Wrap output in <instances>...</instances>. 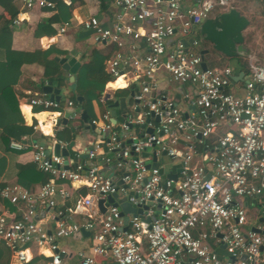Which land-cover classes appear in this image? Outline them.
Segmentation results:
<instances>
[{
	"label": "built area",
	"instance_id": "1",
	"mask_svg": "<svg viewBox=\"0 0 264 264\" xmlns=\"http://www.w3.org/2000/svg\"><path fill=\"white\" fill-rule=\"evenodd\" d=\"M192 1L184 6L183 0H104L115 9L108 27L93 16L80 22L93 44L112 48L104 62L109 82L120 79L123 88L133 85L136 92L121 123H111L109 108L88 120L99 139L81 153L85 159L76 152L73 159L67 156L66 168L62 156H46L29 134L10 140V150H31L35 168L50 179L34 192L17 185L0 187V199L18 211L15 218L0 214V242L9 252V264L29 261L31 246L46 258L45 264H66L72 256L77 264H264V220L259 221L264 204L253 227L258 232L241 230L245 201L257 203L264 192V60L248 63L242 95L230 92V67L202 68L200 42L192 37V29L213 6H227L230 0ZM20 2L13 25L30 9L55 6L54 0ZM162 72L190 88L182 93L184 112L157 91ZM98 101L103 105L104 96ZM28 104L51 111L53 125L61 120L80 124V112L70 101L57 110L58 102L39 93ZM149 147L179 161L175 181L163 177V163L146 167L142 152ZM81 188L84 195L76 192ZM111 194L141 212L120 215L118 205H105ZM100 200L103 213L97 207ZM80 230L89 233L84 237L87 251L73 252L60 244ZM220 246L224 258L216 255Z\"/></svg>",
	"mask_w": 264,
	"mask_h": 264
},
{
	"label": "crops",
	"instance_id": "2",
	"mask_svg": "<svg viewBox=\"0 0 264 264\" xmlns=\"http://www.w3.org/2000/svg\"><path fill=\"white\" fill-rule=\"evenodd\" d=\"M103 1L104 0H69L68 4L61 1L68 8L71 16L70 19L67 21L61 20V18L57 14V9L55 8V6L52 10H39L33 8L24 12L22 15H20V22L17 25L11 24L12 20H9V22L7 23L11 35V50L16 52H32L37 49L46 50L50 46H54L57 50L65 53L60 54L59 56H54V59H60L64 57L67 59L75 58L76 63H78V67L80 65L87 64V61L91 62V60L93 59L92 52L96 54V58L98 57L97 59L101 60L102 57H107L104 60L105 62L110 56L112 50L111 46L93 44L91 38L89 37V34L84 31L80 25L81 21L91 16L95 17L102 27H108L111 24L112 14L113 12H115V9L107 4H104ZM239 3L241 4L240 6L246 7L251 11L256 10L260 5L264 7L263 0H238V7ZM191 4H193L192 0H183L184 6ZM234 9L237 10V8L235 7ZM237 11L244 16V14L240 12V10ZM2 14V9H0V15ZM3 16L6 18L5 14H3ZM64 23L67 24L64 32L58 33V29ZM39 24L43 26H41L40 30L36 32V26ZM198 27L199 26L192 29V37L198 38L200 42L202 38L199 35ZM246 39L247 38L244 36L243 31V46L246 48V52L242 55L237 56L235 59H233V61L232 59L225 58L217 52L208 51L211 50L210 44L208 42V44L203 47L201 46V42L199 43L200 52L206 51L204 52V54H202V61L205 66H228L232 70L233 75L242 73L243 76L241 80H233L229 87L230 92L238 96L243 94V86L245 79L250 75V66L248 65L250 60L256 61V65L258 63L261 64V62L264 60V53L258 55L257 53H255V51H251L246 45ZM216 62L222 63L218 65L216 64ZM17 71H19V74L15 84L11 86L12 96L10 95V101L12 102L13 100L16 103L15 108L22 117V122L18 123L17 121L12 124H7L6 113L0 105V132L3 133L8 139H17L23 134H29L33 142H36L40 146L43 145L44 151L46 149H49L52 144L57 143L58 139H60L63 142H66L67 144L69 142H72L70 151L72 153L76 152V154L80 155L84 152L87 147H89L90 143L92 144L99 139V136L92 130L88 131L87 133L83 132L84 128L81 126V120L80 124L77 122L62 124L61 120V123L56 126V124L53 125L55 115L52 114L51 111L42 110L37 113H32V106L28 104V99L31 98L34 94L42 93L38 86L48 81H43L42 68L40 65L35 63L24 64L20 68H18ZM61 72L62 76L65 78L64 86L57 87L52 81L51 82L52 86L59 90L60 98H65L70 90V85L73 82L74 74H70L69 72H64L62 70ZM157 78V91L159 93L164 94L168 98L174 100L179 106V108L184 112L182 93L189 92L190 88L169 81V79L163 72L159 73L157 75ZM1 84L2 76L0 75V86ZM123 86L124 84L120 79H118L114 83L107 82L104 85V90L101 96H104L105 100H108L106 99V95H109V99H112V93H110V91L114 89V91L125 89L123 88ZM61 92H64L63 95L61 94ZM124 98L125 104L128 99L130 103L129 94ZM101 105L102 104H100L99 101L98 103H92L93 118H97L101 113L105 111L104 109L103 111L101 110ZM115 111L116 116L119 117L120 112L118 111V109H116ZM32 126H36L37 130L30 131V128ZM64 126L72 128V136H69L70 133L67 131V129L64 131ZM225 129L226 128L223 127V130ZM214 140L215 139L213 136L210 137L209 143H213ZM4 144L5 143L0 138V187L2 185H17L26 190V187H33L32 192L36 191L38 187L42 185L39 181L40 174L42 176L45 174L39 172L35 168V165L32 163V151L27 150L19 152L14 150H8L6 149V147H4ZM155 150L156 148L149 147L142 152V155L148 156L147 158L144 157L145 161L151 158V155L155 153ZM106 155L112 161L116 159V156L113 153H108ZM70 159L73 158L71 157ZM193 159L197 164H201L199 156H195ZM157 161L158 163L163 164L169 163V168L167 170L163 168L165 173L174 172V170H176L179 166L178 160L171 161L166 158H163L159 162V155H157ZM210 173H212V171H210ZM254 202L251 200L245 201L244 207L248 208L250 205H255L258 207V209L261 210V204H264V192L260 200H257V203ZM58 207H60V205H58ZM0 214L5 215L6 217L15 218L18 215V211L16 207L11 205L7 201L0 199ZM253 227L254 226L250 227V229H253ZM88 243V239L84 237H80L79 239H74L71 237L69 239H64L60 241V244L62 246L67 247L70 251L73 252L78 250L87 251ZM217 249L219 251H223V249L221 248ZM0 251H2V253L4 254H7V251L1 245ZM36 251L37 248L34 247L33 253H30V259L33 255H37ZM216 255L219 258H224L226 256L224 251L218 252L216 253ZM41 257L43 258L41 264H45L46 258L44 256ZM9 261L10 255L8 254L7 262H4L2 264H9ZM67 262L66 264H77V259L72 256Z\"/></svg>",
	"mask_w": 264,
	"mask_h": 264
},
{
	"label": "trees",
	"instance_id": "3",
	"mask_svg": "<svg viewBox=\"0 0 264 264\" xmlns=\"http://www.w3.org/2000/svg\"><path fill=\"white\" fill-rule=\"evenodd\" d=\"M54 2L55 8L57 9V14L61 18V20H69L71 16L68 8L60 0H54ZM0 9H2L3 14L6 15V18L3 16V14L0 15V75L2 76V84L0 86V105L6 113L7 124H12L17 121L18 123H21L22 117L15 108L16 103L13 100L12 102L10 101V95L12 96L11 86L15 84L18 78V68H20L24 64H38L42 68L43 81H52L57 87H61L64 86L65 78L62 76L60 65L53 57L65 53L57 50L54 46H50L46 50L37 49L32 52H16L11 50V35L7 23L9 22V20H13L16 14L20 11L21 2L20 0H0ZM41 26L43 25L39 24L36 26V32L40 30ZM206 44L208 43L206 42ZM210 49L211 50L208 51L215 52L214 50H212L211 45ZM92 54L93 59L91 60V62L87 61V64L80 65L77 68L73 75L74 79L70 85L68 94L65 98H60V101L57 104V110H62L65 102L70 101L77 111H83L85 113L87 120L93 119L92 103H98V100L104 90V85L107 82L111 81L110 77L105 72L103 65V62L107 57L104 56L100 60L97 59L98 57L96 58V54L94 52H92ZM129 92V88L120 89L113 92L112 99L105 100L104 104L101 105V110L103 111V109L105 110L106 108H108L115 99L128 96ZM76 97H79V100L76 99ZM31 111L32 113H37L42 111V109L40 106H33L31 107ZM67 126H64V131L67 129V131L70 133L69 136H72L73 130L72 128ZM0 138L5 143L4 147L10 150L8 148L10 139H8L1 132ZM59 140L60 139H58V141ZM60 141L63 142L62 140ZM68 156L70 158H73V153L69 151ZM49 179L50 177L48 175L45 174L42 176L40 174V184H44ZM26 188L29 192L33 191V187ZM76 192H78V194L80 195H84L86 193L85 189L83 188L79 189ZM76 192H72V200L76 198ZM0 245L7 251V254H4L2 253V251H0V264H2L4 262H7L9 252L3 246L2 242H0ZM42 259L43 258L41 256L33 255L29 261L23 264H41Z\"/></svg>",
	"mask_w": 264,
	"mask_h": 264
},
{
	"label": "water",
	"instance_id": "4",
	"mask_svg": "<svg viewBox=\"0 0 264 264\" xmlns=\"http://www.w3.org/2000/svg\"><path fill=\"white\" fill-rule=\"evenodd\" d=\"M249 21L241 15L236 9L229 8L227 11L217 13L214 16L205 19L198 27L199 35L201 36L203 41L208 42L211 45V48L219 53L220 55L224 56L228 59H235L237 56L242 55L246 52V48L243 46V31L248 27ZM191 40L187 42H183L184 46H187ZM206 51L200 52V54H204ZM55 60L60 65V69L64 72H69L70 74H74L76 69L78 68V63H76L75 58H60ZM202 68H205V65H201ZM242 73L235 74L231 77L233 80H238L242 78ZM246 80V79H245ZM41 92L48 97L49 100H53L54 102L60 101L59 90L52 86V82L48 81L44 84L38 86ZM129 97L131 98L136 89L133 88V85L129 87ZM79 100V97H76ZM106 99H109V95H106ZM109 108V116L112 119L111 123L115 124L116 122L121 123L124 118V112L126 109L125 98L119 97L113 101V103L108 107ZM116 109L120 112V116H116ZM79 117L82 123H87L83 128V132L87 133L88 131L92 130L94 133L97 134V130L94 129L93 126L88 124V120L86 115L83 111H80ZM62 124H65V121H62ZM72 146V142H69L65 147H60L58 143H54L44 151L46 156H62L64 158L63 165H66V158L68 156L69 150ZM43 148V145L41 146ZM90 147H87L86 150H89ZM143 157H148L144 156ZM82 159L86 158V153L81 155ZM164 157V153L161 152L159 154V162ZM167 159V158H166ZM74 163V160H73ZM146 167H158L159 164L157 161V155L154 153L151 155L150 159L145 161ZM66 168V167H65ZM180 171V168H177L174 173H166L163 177L167 179H172L175 181L176 173ZM159 174H162V168H158ZM113 180V178H111ZM116 195L111 194L105 198V205H118V209L120 210V215L131 214L135 216L141 212L140 208H133L129 205L124 199H120L115 201ZM115 202V203H114ZM102 201L97 202V207L101 213L104 212V207L101 205ZM150 203H147L149 205ZM145 208V206H144ZM263 217L259 219V221H263ZM123 226H125L127 222V217H122ZM125 230V227L122 228ZM255 233L258 231L256 229H252ZM89 233L80 230L78 233L74 234L72 238L79 239L80 237H88ZM223 249V246H220Z\"/></svg>",
	"mask_w": 264,
	"mask_h": 264
},
{
	"label": "rangeland",
	"instance_id": "5",
	"mask_svg": "<svg viewBox=\"0 0 264 264\" xmlns=\"http://www.w3.org/2000/svg\"><path fill=\"white\" fill-rule=\"evenodd\" d=\"M262 4V3H260ZM238 7V0H231L227 6L217 7L213 6L212 9L208 13V17H212L217 13H221L227 11L229 8H237L246 16L249 21L248 27L244 30V36L246 39V45L251 51H255L258 55L264 53V7L260 5L256 10L251 11L246 7L240 6ZM201 46L206 45V41L200 40ZM222 62H216V64H221ZM64 92H61L63 95ZM129 99L126 101V108L129 109ZM78 113L80 111H77ZM164 168L167 170L169 168V163H164ZM245 211H247V216L245 219V225L241 227L242 232H249L250 227L255 226L257 224V220L259 218V214L261 210L258 209L255 205H250L248 208L245 207ZM35 246L30 247V253H33ZM223 252L216 249V253Z\"/></svg>",
	"mask_w": 264,
	"mask_h": 264
}]
</instances>
